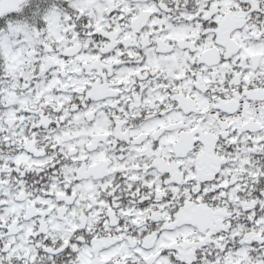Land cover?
I'll return each mask as SVG.
<instances>
[{
    "label": "snow or ice",
    "instance_id": "snow-or-ice-1",
    "mask_svg": "<svg viewBox=\"0 0 264 264\" xmlns=\"http://www.w3.org/2000/svg\"><path fill=\"white\" fill-rule=\"evenodd\" d=\"M0 264H264V0H0Z\"/></svg>",
    "mask_w": 264,
    "mask_h": 264
}]
</instances>
